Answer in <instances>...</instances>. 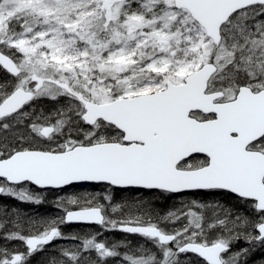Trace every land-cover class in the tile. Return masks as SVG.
Returning a JSON list of instances; mask_svg holds the SVG:
<instances>
[{
	"label": "snow or ice",
	"instance_id": "snow-or-ice-1",
	"mask_svg": "<svg viewBox=\"0 0 264 264\" xmlns=\"http://www.w3.org/2000/svg\"><path fill=\"white\" fill-rule=\"evenodd\" d=\"M0 196V264H264V0H0Z\"/></svg>",
	"mask_w": 264,
	"mask_h": 264
},
{
	"label": "trees",
	"instance_id": "trees-1",
	"mask_svg": "<svg viewBox=\"0 0 264 264\" xmlns=\"http://www.w3.org/2000/svg\"><path fill=\"white\" fill-rule=\"evenodd\" d=\"M2 197L0 196V201H5V202H9V203H16L15 200L11 199V198H3L1 199ZM168 202H171L170 200ZM166 205L164 204H161L160 207H165ZM26 208H29V209H35L36 211H44V210H47L49 212H53V211H56V209L54 207H51L49 205H43L41 207H36L35 205L33 204H28L27 206L25 205ZM74 227L76 225H73Z\"/></svg>",
	"mask_w": 264,
	"mask_h": 264
},
{
	"label": "rangeland",
	"instance_id": "rangeland-1",
	"mask_svg": "<svg viewBox=\"0 0 264 264\" xmlns=\"http://www.w3.org/2000/svg\"><path fill=\"white\" fill-rule=\"evenodd\" d=\"M73 190H69V192H72ZM2 198L1 199H3L4 197L3 196H1ZM28 204H26V206H27Z\"/></svg>",
	"mask_w": 264,
	"mask_h": 264
}]
</instances>
